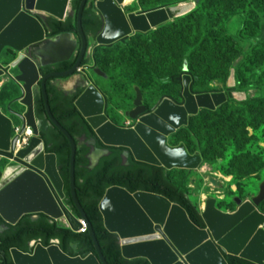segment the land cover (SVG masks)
I'll use <instances>...</instances> for the list:
<instances>
[{"label":"water","instance_id":"water-1","mask_svg":"<svg viewBox=\"0 0 264 264\" xmlns=\"http://www.w3.org/2000/svg\"><path fill=\"white\" fill-rule=\"evenodd\" d=\"M73 0H0V82L12 85L17 94L7 106L0 107V164H7L0 181V216L9 225H16L27 215L44 214L55 221L69 223L72 212L65 204L64 182L57 167L55 154L46 153L40 137L42 123L35 117L36 96L43 95L50 123L66 136L71 147L70 188L74 206L87 223L96 254L70 256L58 244L30 246L32 253L11 250L14 264H107L93 227L76 195V143L55 121L48 103L46 83L52 79L69 81L80 74L85 83L75 106L108 147L126 148L136 161L160 166L166 170L196 171L201 168V155H191L184 145L170 146L169 138L189 125L201 111L215 112L228 102L227 92L197 94L195 82L187 69L177 79L179 99L165 97L153 107L135 88L133 109L125 114L131 125L116 126L106 116L107 98L93 85L87 72L106 77L96 68L94 53L126 43L132 36L149 34L188 15L193 4L161 8L127 15L126 0H99L95 8L103 28L90 43L81 26L88 0H83L78 14V35L48 37L42 18L65 22L72 15ZM39 18L41 20H39ZM78 37V40L76 39ZM91 45V46H90ZM93 54L91 64L82 68L83 60ZM6 58L8 66L1 63ZM78 58L75 67L63 74L41 76V69L55 67ZM14 73V75L12 74ZM234 79V75H233ZM0 83V85H1ZM5 85V84H4ZM62 91L68 95L74 92ZM16 105V108H12ZM21 134L31 129L34 137L28 147L17 151L13 127ZM210 182L218 185L217 180ZM238 209L225 213L210 198L202 214L206 228L196 226L186 210L162 195L138 191L130 193L118 186L109 188L99 204L105 228L117 234L122 256L127 260L146 259L150 264H229L226 255L264 264V184L260 194L251 201L236 199ZM79 225V221L76 219ZM76 252L77 246L73 245Z\"/></svg>","mask_w":264,"mask_h":264},{"label":"trees","instance_id":"trees-1","mask_svg":"<svg viewBox=\"0 0 264 264\" xmlns=\"http://www.w3.org/2000/svg\"><path fill=\"white\" fill-rule=\"evenodd\" d=\"M82 1L73 0L72 15L65 22H58L54 19H45L43 21V19L41 20L39 18L44 24L50 39H54L63 34L78 35V14ZM97 1L99 0H88L81 19L82 30L91 44L95 42L96 37L103 28V21L95 8ZM181 1L186 2L187 0ZM193 1L198 3V0ZM226 1L231 2L230 8L226 4ZM260 3L263 4L262 0H219L217 5L207 9V12L213 17V15L218 14L220 11H243L250 9L252 6L258 8L260 7ZM205 16L208 17L209 15L205 14ZM215 20L218 19L213 17V21ZM176 21L160 27L159 29H162L161 31L150 32L146 35H137L139 38H146L147 44L149 45L147 49H143V56L149 54L151 52L150 49H152V55L149 58L155 63L153 68L142 65L139 58L134 54L135 49H125L129 40L124 44H116L124 48L118 54V59H116L113 53L115 51L113 49L115 45L111 48H100L95 51L97 52L96 58L94 59L96 60V68H99L104 74L108 73L109 68H105L106 62L103 61V57L111 52V64L117 63L119 66L122 65L126 77L129 79L131 77L133 78L134 86L131 89L133 95H131L129 89L125 90L124 86L112 92L113 97L131 100L133 102L135 88H138L143 96H145L149 88L151 86L153 87V84L155 87H163L170 84L177 86V79L183 73L177 76L174 72L177 70L183 72L184 67L187 65L189 66V76L194 80L195 84H198L200 81V72H196L194 68L196 62L200 67L202 66L205 74L209 75L210 81L219 80L224 75L223 81L226 83L231 70L234 69L237 85L228 94L230 100H234V93H244L242 91L247 89L264 88V85H259L253 79L247 82L243 78V74L246 73L252 77H257V80H264V73L261 72L264 63L262 66H259V58L251 56L248 59L245 58L243 61L238 62L237 66L234 65L238 60L239 51L230 45V41L227 43L233 48L231 50L222 48L216 41L213 42L211 49L204 44V41L199 49H196L200 40L195 41V37L192 38L193 33L191 29V23L195 22V19L192 16H188L182 20L177 19ZM168 28L173 32L169 33ZM248 35L250 36L249 44L251 46H264L262 45L264 34L255 35L251 29H248ZM251 35L254 37H251ZM180 37L185 38V40L181 44H178ZM163 41H169L171 46L175 43L178 46L175 47L174 45V47L169 48L166 44L162 45ZM262 49L264 51V47ZM207 57L209 59V67L205 63ZM77 60L78 58L55 67L41 69V76L44 78L55 73H67L75 67ZM89 64H91V59H85L82 67ZM111 75V82L115 83V85L117 80L119 82L122 80V74L119 72V68H114L112 65ZM58 80L66 79H52L46 83L49 107L55 121L75 140L77 147L75 157V187L77 199L93 227L107 264H150L148 260L142 258L134 260L125 259L122 256L121 243L118 235L110 233L105 228L103 217L99 210V204L106 191L111 187H122L130 193L143 191L162 195L171 202L183 207L190 220L196 226L206 228L202 214L192 203L186 191L170 180L169 175L173 170H166L160 166L136 161L126 148L105 146L75 106L83 90L77 89L74 94L68 95L58 87L56 84ZM244 85L245 87H243ZM207 93L202 92L197 94ZM16 94L17 91L15 90L12 94V99H10V103L15 99ZM35 102V117L42 123L40 137L44 142L45 151L46 153L55 154L57 157V167L64 182L65 204L72 212V216L68 219L70 227L61 221L52 220L44 214L24 216L14 226L6 224L0 216V264H14L11 257L12 249H18L24 253H32L33 248L30 245L33 242L36 245L40 243L44 247H49L56 240L62 251L73 257H85L89 254H96L95 245L89 231L77 233L79 225L75 220L81 218V215L74 206L70 188V142L47 118L40 88L37 92ZM12 108H16V105ZM96 151L104 152L105 154L92 166L90 157ZM5 166L0 164V181ZM73 245L77 246L76 252L72 247ZM226 258L229 264H256L240 257L226 255Z\"/></svg>","mask_w":264,"mask_h":264},{"label":"rangeland","instance_id":"rangeland-1","mask_svg":"<svg viewBox=\"0 0 264 264\" xmlns=\"http://www.w3.org/2000/svg\"><path fill=\"white\" fill-rule=\"evenodd\" d=\"M218 1L198 0V3H196L193 0H187L186 2L181 0H127L123 9L129 15L165 7L193 4V10L188 15L180 18V20L188 16H192L195 19V22L191 23V29L192 38L195 37V41L200 40L196 49H199L203 41L210 49L214 41L218 42L222 48L229 50L233 49L230 47L232 45L239 51L238 60L234 65L237 66V63L245 58L248 59L251 56H255L259 58L258 65L262 66L264 63V51L262 48L264 46L253 47L249 44L248 29H251L255 35L264 34V0H262L263 4L260 3L258 8L252 6L250 9L243 11H220L222 12L221 14L219 12L213 15L218 20L213 21V17L207 12V9L213 8ZM226 4L229 8L231 7L230 1H226ZM205 14L209 16L207 17ZM42 19L43 21L45 20V18ZM161 30L157 29L153 32ZM168 30L169 33L173 32L169 28ZM251 37L254 36L251 35ZM146 40V38H139L134 35L129 39L125 49H135L134 54L139 58L142 65L153 68L155 63L149 58L152 55V49H150L151 52L149 54L143 56V49L149 47ZM184 40L185 38L180 37L178 44H181ZM228 41H230V45L227 43ZM165 44L169 48L174 47V45L175 47L178 46L176 43L171 46L169 41H163L162 45ZM262 45H264V41ZM113 49H115L113 53L118 59V54L124 48L115 45ZM96 55L97 52L94 54V59ZM91 57L92 54H90L89 59ZM103 61L106 62L105 68H109L108 73L105 74L106 77H100L94 72H87V75L93 85L108 100L106 116L109 121L116 126L122 127L129 124L125 114L133 109V102L113 97L112 92L124 86L125 90L129 89L131 91L134 86L133 78L129 79L126 77L122 65L111 64V52L103 57ZM207 61L205 63L209 67L208 57ZM111 65L114 68H119V72L122 74V80L120 82L117 80L116 85L111 82ZM136 68L138 69V67ZM194 68L196 72H200V81L193 88L195 93L208 92L207 94H214L227 92L228 89H232L237 85L234 69L231 70L228 81L225 83L223 81L224 75L219 80L210 81L209 75L205 74L202 66L200 67L197 62ZM204 68L206 69L205 66ZM185 69L189 71V66H185L183 72L177 70L174 74L180 76ZM261 72L264 73V67ZM75 78L78 80L77 86L83 87L85 85L79 80L80 74ZM243 78L247 82L253 79L259 85H264L263 79L257 80V77H252L249 74L244 73ZM69 81L58 80L56 84L62 89L64 83ZM154 87L153 84V87L149 88L147 95L143 96L144 102L148 107L156 105L164 96L179 100L177 97L179 91L175 84ZM15 90L12 85L5 84L3 92L14 93ZM242 92L244 93H239L234 100L228 98V103L215 112L201 111L197 117L190 118L187 128L182 129L169 138L168 143L170 146L184 145L191 155L198 154L203 158V164L200 169L196 171L174 169L169 175L170 180L175 185L186 191L200 213L204 212L206 202L210 198L217 200V206L223 212L234 213L238 209L237 198L243 201L253 200L260 194L261 186L264 184V88L247 89ZM131 95H133L132 91ZM134 99L135 96L133 101ZM94 154L95 159L97 158L96 160L98 161L105 153L93 152L90 157L93 164L95 163ZM1 164L5 166L7 162L2 161ZM210 178L216 179L218 185L210 182ZM261 211L264 213V203ZM62 222L67 223L65 219Z\"/></svg>","mask_w":264,"mask_h":264},{"label":"built area","instance_id":"built-area-1","mask_svg":"<svg viewBox=\"0 0 264 264\" xmlns=\"http://www.w3.org/2000/svg\"><path fill=\"white\" fill-rule=\"evenodd\" d=\"M239 95V93H234L233 94V98L236 99V97ZM34 137V134L32 132L31 129L27 128L22 134H21V128L20 126H15L13 127V138L16 139V147H15V150L16 152L17 151H20L26 147H28L31 139ZM71 211V210H70ZM79 221V228L77 230V233H85L88 228H87V223L84 219L82 218H78L77 219ZM66 226H69L70 225L65 222H63ZM53 244H58V241H53L52 242ZM33 244L34 246L36 245L35 242L31 243Z\"/></svg>","mask_w":264,"mask_h":264},{"label":"crops","instance_id":"crops-1","mask_svg":"<svg viewBox=\"0 0 264 264\" xmlns=\"http://www.w3.org/2000/svg\"><path fill=\"white\" fill-rule=\"evenodd\" d=\"M8 60V59H7ZM7 60H6V58H2L1 59V63H2V65L4 66V67H6V66H8V63H7ZM13 75H14V73H12ZM73 80V79H72ZM80 80V79H79ZM71 81V80H70ZM69 81V82H70ZM69 82H67V83H64V85H63V90H65L64 88H65V85L66 84H68ZM4 84H6V81L4 80V83H1V85H0V107L3 109V111H5L6 110V108H7V106L10 104V99H12V94H13V92H9V91H6V92H3V90H4ZM77 86V85H76ZM73 87V90L71 91V92H74V91H76L77 89H78V87H80L79 85L77 86V87ZM59 87V86H58ZM60 88V87H59ZM76 88V89H75ZM235 88V87H234ZM61 89V90H62ZM125 126V125H124ZM126 126H128V124H126ZM95 162V161H94ZM98 162V161H97ZM97 162H95L94 164L92 163V166L93 165H95Z\"/></svg>","mask_w":264,"mask_h":264},{"label":"bare ground","instance_id":"bare-ground-1","mask_svg":"<svg viewBox=\"0 0 264 264\" xmlns=\"http://www.w3.org/2000/svg\"><path fill=\"white\" fill-rule=\"evenodd\" d=\"M77 83H78V80H77V78H74L73 80H71L68 84H66L65 85V91H67V92H71L72 90H73V87H75L76 85H77ZM100 155H101V153H100ZM93 158H94V160H95V162L97 161L96 159H95V154H94V156H93ZM2 163V162H1Z\"/></svg>","mask_w":264,"mask_h":264},{"label":"flooded vegetation","instance_id":"flooded-vegetation-1","mask_svg":"<svg viewBox=\"0 0 264 264\" xmlns=\"http://www.w3.org/2000/svg\"><path fill=\"white\" fill-rule=\"evenodd\" d=\"M126 2H127V0H126ZM126 2H125V4H126ZM75 36H76V35H75ZM76 39L78 40V43H79V45H80V42H79L78 37H76ZM90 46H91V45H90ZM94 54H95V53H94ZM92 57H93V54H92ZM92 57H91V58H92ZM75 59H76V58H75ZM85 59L88 60V59H89V56H87ZM85 59H84V60H85ZM84 60H83V61H84ZM91 63H92V62H91ZM86 66H88V65H85V66H83V67L81 66V67L84 68V67H86ZM89 72L91 73V72H93V71H89ZM82 83H83V82H82ZM83 84H84V83H83ZM177 87H178V91H179V90H180L179 83H178ZM165 97H168V96H164V97H162V98H165ZM177 97H178V99H179V93H178V96H177ZM170 98L176 100L178 103L180 102V99L177 100V99H175V98H173V97H170ZM144 103H145V102H144Z\"/></svg>","mask_w":264,"mask_h":264},{"label":"clouds","instance_id":"clouds-1","mask_svg":"<svg viewBox=\"0 0 264 264\" xmlns=\"http://www.w3.org/2000/svg\"><path fill=\"white\" fill-rule=\"evenodd\" d=\"M233 89V88H232ZM128 125H130V123L128 124ZM128 127V126H127Z\"/></svg>","mask_w":264,"mask_h":264}]
</instances>
